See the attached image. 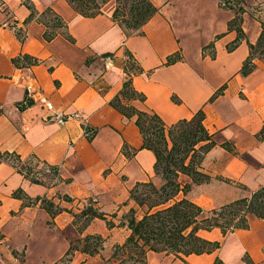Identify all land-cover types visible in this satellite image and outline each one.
I'll return each mask as SVG.
<instances>
[{
  "label": "crops",
  "instance_id": "crops-1",
  "mask_svg": "<svg viewBox=\"0 0 264 264\" xmlns=\"http://www.w3.org/2000/svg\"><path fill=\"white\" fill-rule=\"evenodd\" d=\"M22 1L0 0V152H15L22 159L35 155L56 165L58 176L31 182L11 161H0V264H52L87 234L102 236L103 248L94 255L76 250L71 263L103 264L130 233L123 215L130 208L136 215L143 210L129 197L130 189L137 182L161 184L154 153L141 147L134 117H125L109 103L126 77V51L143 69L132 77L134 88L145 94L144 101H132L135 107L156 112L167 125L189 119L199 109L204 113L203 124L214 143L200 170L209 179L191 183L182 196L203 208L215 207L264 185V140L256 137L264 125V55L253 60L250 73H240L248 43L256 42L263 19L251 5L264 0L242 2L244 38L231 50L227 46L237 34L228 22L236 13L232 7L221 8L218 0H194L204 22L187 19L181 10L190 0H151L157 12L142 33L128 37L112 20L115 0L93 17L81 16L66 0H30L37 11L49 6L66 20L74 43L60 34L46 41L45 26L36 20L24 25L29 9ZM17 27L25 31L22 42ZM210 42L213 55L204 50ZM176 52L181 58L165 64ZM22 53L39 62L16 66L12 58ZM27 86L38 89L50 107L37 94L29 96ZM26 99L32 102L19 109L17 104ZM54 111L67 115L63 123L49 118ZM76 111L79 117L70 115ZM179 180L190 182L185 174ZM18 188L25 197L13 196ZM44 197L64 210L50 216L41 205ZM89 200L105 219L94 217L80 230L69 210L79 212ZM200 234L220 240L221 246L184 259L150 250L146 264H213L216 256L224 264H247L245 256L252 264H264V217L251 215L248 228L225 235L219 228Z\"/></svg>",
  "mask_w": 264,
  "mask_h": 264
},
{
  "label": "trees",
  "instance_id": "trees-1",
  "mask_svg": "<svg viewBox=\"0 0 264 264\" xmlns=\"http://www.w3.org/2000/svg\"><path fill=\"white\" fill-rule=\"evenodd\" d=\"M81 16L93 17L102 12V6L108 0H66ZM29 9L28 16L23 20L26 25L32 20L41 22L45 26L43 37L46 41L57 35L64 36L74 43V37L68 32V23L51 7L37 11L30 0H23ZM116 6L111 15L125 35L131 36L142 33V26L157 12L158 7L151 0H115ZM241 10H235V16L228 22V29L236 31L235 40L227 47L229 50L244 38L241 28ZM260 32L255 43H248L249 54L240 68V73H250L255 64V58L264 55V19L260 20ZM15 34L22 42L25 31L22 27L15 29ZM213 46L210 42L205 47ZM204 47V48H205ZM127 61L123 66L126 77L119 92L109 101L125 117H134V122L142 136V148L150 149L155 156L154 172L162 178L157 186L152 181L137 182L129 191V197L138 207L145 210L140 217L136 216V209L130 208L124 218L130 229L129 235L122 244L114 246L113 254L128 251V260L133 264H146V252H164L184 259L195 253H211L221 246L220 240H210L200 234L201 230L219 228L223 235L239 228H248L251 215L264 217V185L250 192L248 196L233 199L218 207L205 209L189 198L182 196L175 199L179 192L185 194L190 190L191 183H201L209 179V175L200 170V164L207 150L213 145L211 134L203 124L204 113L199 109L191 118L180 119L167 125L159 114L152 110L139 109L132 101L145 100V94L134 88L132 77L143 71L139 63L126 51ZM181 57L178 52L169 54L165 64H171ZM16 66H30L39 62L35 57L22 53L12 58ZM90 58L86 59V63ZM32 102L26 99L18 103L19 109L25 108ZM3 108L0 105V115ZM259 140H264V125L257 133ZM127 144L122 150L128 154ZM133 151H135L133 149ZM9 160L16 170L31 182L40 183L45 180L55 181L58 167L40 160L35 155L22 159L15 152H0V161ZM185 174L190 182H181L179 175ZM15 197H25L20 188L13 192ZM64 199L70 200L67 195ZM41 205L50 216L64 210L52 200L41 198ZM74 216V224L82 229L94 217L105 219L103 212L93 206L89 200L79 212L69 210ZM108 226H112L107 221ZM103 237L98 234H87L71 242L65 254L52 264H72L74 251L79 250L94 255L103 248ZM247 264H252L245 256ZM109 264V259L104 262ZM213 264H224L216 256Z\"/></svg>",
  "mask_w": 264,
  "mask_h": 264
},
{
  "label": "rangeland",
  "instance_id": "rangeland-1",
  "mask_svg": "<svg viewBox=\"0 0 264 264\" xmlns=\"http://www.w3.org/2000/svg\"><path fill=\"white\" fill-rule=\"evenodd\" d=\"M242 2H244V0H218V4L221 8L223 9H228L229 7H232L233 10H239L240 8H242ZM185 4H181L180 8H182V11L187 12V19H191V20H200L202 22L205 21V16H200L197 13V4L195 3L194 0H190L187 4V6L184 7ZM254 6V9L260 10L259 12V17L264 19V1L262 3H258L256 5H251ZM205 29V27H204ZM200 38V37H199ZM201 38L204 40L205 39V34L204 31H202V36ZM204 50H208L210 55H213V51L209 48V47H205ZM160 177V176H159ZM160 183H162V178L160 177ZM157 186H159V184L155 183ZM182 194L181 192H179L175 199L181 198ZM205 209H210V208H214V206H205ZM218 207V206H215ZM143 210L140 211V214L137 213V217H139L141 214H143L144 210L146 209L145 206L144 208H142ZM116 245V244H115ZM114 245V246H115ZM114 246L112 248V253L111 255L104 259V262L106 260L109 259V264H133L130 260H128V251L125 252H121L119 251L116 255L113 254L114 251ZM104 264V263H103Z\"/></svg>",
  "mask_w": 264,
  "mask_h": 264
},
{
  "label": "built area",
  "instance_id": "built-area-1",
  "mask_svg": "<svg viewBox=\"0 0 264 264\" xmlns=\"http://www.w3.org/2000/svg\"><path fill=\"white\" fill-rule=\"evenodd\" d=\"M26 89H27V93L29 96H33L34 94H37L38 95V101L42 105H44L46 107H50L46 97L43 96L38 89H34L32 86H27ZM70 115L74 116V117H79L80 113L78 111H76L74 113H71ZM66 116L67 115H65L64 113H62L60 111H54L51 115H49V118L53 119L54 121H56L58 123H63L65 121V119L67 118ZM3 244H4V240H3L2 236L0 235V245H3Z\"/></svg>",
  "mask_w": 264,
  "mask_h": 264
}]
</instances>
